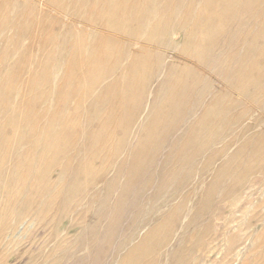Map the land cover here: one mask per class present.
<instances>
[{"label":"bare ground","instance_id":"bare-ground-1","mask_svg":"<svg viewBox=\"0 0 264 264\" xmlns=\"http://www.w3.org/2000/svg\"><path fill=\"white\" fill-rule=\"evenodd\" d=\"M34 1L44 7L45 0ZM47 1L64 16L77 11L85 15L89 2ZM201 3L102 0L98 19L91 23L126 37L128 48L122 50L124 43L115 38L96 33L81 43L79 35L65 28L54 30L52 21L31 0H0V244L5 251L24 238L27 219L33 217L41 224L52 216L55 224L60 216L70 215L99 177L103 175L105 185H111L127 164L134 167L142 156L156 154L162 138L181 125L182 140L168 155L164 178L178 190L194 175L203 177L213 169L208 199L232 168L239 175L234 180L237 188L264 166V132L249 139V127L244 126L245 119L254 115L264 124V0ZM169 29L184 34L183 45L167 43ZM16 33L41 43L39 52L24 56V39ZM68 39L73 40L71 46ZM140 44L164 46L193 65L147 47L133 53L142 48ZM63 57L66 66L59 62ZM211 74L221 79L224 90L213 92ZM157 75L160 81L153 93L151 81ZM58 93L62 94L57 104ZM147 96L153 97L152 109L140 117ZM71 109L83 112L84 118ZM130 110L137 111V117L135 112L128 114ZM83 120L88 125L97 122L99 129L77 132ZM111 127L120 132V139L109 136ZM129 140L136 146L126 149ZM103 145L112 149L116 159L112 179H106L107 168L92 165L95 157L106 159L108 154L95 152ZM82 151H87L86 158L80 157ZM206 155L196 170L194 161ZM218 158L222 163L215 169ZM179 175L183 178L178 182ZM199 184L203 186L202 179ZM32 198L35 202L29 204ZM173 233V225L154 228L123 264L143 261L151 250L165 247ZM65 234L54 230L52 236L62 244Z\"/></svg>","mask_w":264,"mask_h":264},{"label":"rangeland","instance_id":"rangeland-1","mask_svg":"<svg viewBox=\"0 0 264 264\" xmlns=\"http://www.w3.org/2000/svg\"><path fill=\"white\" fill-rule=\"evenodd\" d=\"M31 1L42 8L43 14L52 21L51 25L56 31L65 28L66 32L79 35L81 43H86L90 40L91 34L97 33L124 43L122 50L128 48L126 37L102 30L91 23L98 19L96 12L102 0H89L85 6L87 12L85 15L77 11L76 14L70 13L65 16L63 11L49 5L47 0L44 7L39 5V1ZM185 1L202 5V0ZM175 30L169 29L167 33L165 32L167 43L173 46L181 43L183 45L184 34ZM16 35L24 39L21 46L22 51L24 48V56L36 55L41 49V43L26 39L23 33ZM72 43L73 40H67V46H71ZM140 47L143 49H135L133 53L140 54L147 47L155 52L167 53L177 62L193 65L178 57L176 53L167 51L164 46L149 47L140 44ZM59 62L66 66L67 57H63ZM24 64L21 78L25 80L28 77L27 60ZM32 64H37L35 58ZM201 72L206 74L200 69L199 73ZM158 78L159 75L152 78L150 90L153 93L158 88L160 81ZM210 79L214 87L213 92L224 90L221 79L214 74H211ZM61 85L58 81L57 86ZM61 94L55 96L56 103L60 102ZM152 100V96H147L144 100L143 106L139 109L140 117L151 111ZM114 112L115 120H118L119 113ZM134 112L135 116L138 115L134 110H130L128 114L132 115ZM71 113L84 118L83 112L75 113V110L71 109ZM250 117L245 119L244 126L249 127L247 137L255 139L258 134L264 132V124L256 122L258 115ZM83 121L77 132L86 128L99 129L97 122L88 125L85 120ZM115 130L111 127L109 136L120 139V132ZM183 131L184 126L181 125L174 132L165 135L156 154L151 158L148 155L142 156L141 163L134 167L127 164L121 171L122 176L116 179H112L114 177L112 172L116 167L112 149L104 145L101 148L96 147V153L102 151L101 155L110 154V157L107 155L105 160L95 157L92 165L97 169L107 168L106 179H112L113 183L107 186L104 176L99 177L96 185L91 186L87 194L84 193V201L79 206L81 209L73 206L70 215L60 216L55 224L52 216L41 224L33 217L27 219L24 224L27 232H22L24 238L18 244L10 246L7 251L0 244V264H123L133 248L140 245L148 233L162 224L173 225L174 233L171 238L165 235L166 240L169 237L166 246L157 250L158 253L151 250L149 256L136 264H264V166L246 177L243 185L237 188L234 180L239 175L236 168H232L208 199L213 169L203 177L194 175L188 184L182 185L178 190L176 185L174 187L166 184L164 178L169 170L166 167L168 155L182 140ZM127 146L126 149L132 148L136 146V142L129 140ZM86 153L87 151H82L80 157L86 158ZM207 157L206 155L204 158H197L193 167L199 170ZM221 163L222 159L218 158L215 161V169ZM56 170L54 174H58L59 171ZM129 172L133 173L129 175ZM182 178V175H179L178 182ZM201 179L203 186L199 184ZM128 182L132 183L128 185ZM176 190L178 192H175ZM32 200L29 204H34V198ZM104 203L107 206L100 207ZM194 218L196 221L192 223L191 220ZM30 226L32 228H29ZM54 230L66 232L62 244L53 238Z\"/></svg>","mask_w":264,"mask_h":264}]
</instances>
